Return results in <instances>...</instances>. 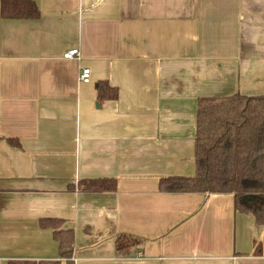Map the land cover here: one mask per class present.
Segmentation results:
<instances>
[{
    "label": "crops",
    "instance_id": "crops-1",
    "mask_svg": "<svg viewBox=\"0 0 264 264\" xmlns=\"http://www.w3.org/2000/svg\"><path fill=\"white\" fill-rule=\"evenodd\" d=\"M33 1L35 18L0 15V264H264L233 193L159 188L195 173L199 98L264 95V0ZM103 81L117 96L99 103Z\"/></svg>",
    "mask_w": 264,
    "mask_h": 264
},
{
    "label": "trees",
    "instance_id": "trees-1",
    "mask_svg": "<svg viewBox=\"0 0 264 264\" xmlns=\"http://www.w3.org/2000/svg\"><path fill=\"white\" fill-rule=\"evenodd\" d=\"M0 15L12 19L35 18L39 15V9L33 0H0ZM116 96L115 87L105 81L97 84L99 103ZM9 140L12 142V139ZM194 162V175L163 177L159 180L160 190L233 193L235 211L251 213L256 224L263 225L264 95L248 96L235 93L225 97L199 98ZM79 184L83 190L115 187L113 180L106 179L83 180ZM54 222L57 221L48 219L41 221V225L53 228L60 256L68 257L72 253L73 232L70 229H59ZM136 240L130 235H119L116 239L117 252H124Z\"/></svg>",
    "mask_w": 264,
    "mask_h": 264
},
{
    "label": "built area",
    "instance_id": "built-area-1",
    "mask_svg": "<svg viewBox=\"0 0 264 264\" xmlns=\"http://www.w3.org/2000/svg\"><path fill=\"white\" fill-rule=\"evenodd\" d=\"M63 57L65 59H80L81 53L78 48H73L65 51ZM90 74L91 70L89 67H82L79 73V80L82 82H89Z\"/></svg>",
    "mask_w": 264,
    "mask_h": 264
}]
</instances>
